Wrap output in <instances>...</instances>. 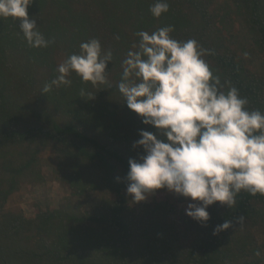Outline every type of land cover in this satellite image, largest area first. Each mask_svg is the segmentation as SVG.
<instances>
[{
  "label": "trees",
  "instance_id": "obj_1",
  "mask_svg": "<svg viewBox=\"0 0 264 264\" xmlns=\"http://www.w3.org/2000/svg\"><path fill=\"white\" fill-rule=\"evenodd\" d=\"M35 0L28 15L50 41L31 47L19 20L0 17V264H264V196L241 190L228 208H207L206 225L186 215L192 201L167 189L134 202L126 191L140 131L156 132L128 109L118 90L123 60L140 37L172 27L196 40L227 92L264 115V0ZM100 42L112 53L106 84H45L58 66ZM227 82V83H226ZM52 178L67 190L58 205L24 196ZM119 178V179H118ZM229 221L227 230L214 234ZM259 253V255H257Z\"/></svg>",
  "mask_w": 264,
  "mask_h": 264
},
{
  "label": "clouds",
  "instance_id": "obj_2",
  "mask_svg": "<svg viewBox=\"0 0 264 264\" xmlns=\"http://www.w3.org/2000/svg\"><path fill=\"white\" fill-rule=\"evenodd\" d=\"M34 2L0 0V17L18 19L29 46L47 47L50 41L28 15ZM168 10L161 0L150 8L156 18ZM172 31L163 27L151 34L138 32L136 50L123 60L118 90L124 104L144 125L156 129L141 130L133 144L143 154L128 161L126 191L134 202H142L156 190L167 189L190 199L186 215L206 225L207 208L214 203L230 208L241 190L264 196V115L248 111V100L236 87L223 91L220 78L202 58L207 50L196 40L171 38ZM80 49L58 66L60 75L45 84L43 92L52 85L70 86L66 77L72 72L94 86L107 83L112 53L103 54L97 39L82 43ZM230 227L225 220L214 234Z\"/></svg>",
  "mask_w": 264,
  "mask_h": 264
},
{
  "label": "rangeland",
  "instance_id": "obj_3",
  "mask_svg": "<svg viewBox=\"0 0 264 264\" xmlns=\"http://www.w3.org/2000/svg\"><path fill=\"white\" fill-rule=\"evenodd\" d=\"M67 194L68 190L61 183L50 178L44 187H38L34 192L27 193L22 206L28 213H32L31 201L37 199L36 197H46L51 204L58 205Z\"/></svg>",
  "mask_w": 264,
  "mask_h": 264
}]
</instances>
